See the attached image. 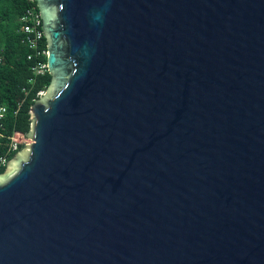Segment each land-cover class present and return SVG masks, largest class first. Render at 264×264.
I'll return each mask as SVG.
<instances>
[{
    "label": "water",
    "instance_id": "95a60500",
    "mask_svg": "<svg viewBox=\"0 0 264 264\" xmlns=\"http://www.w3.org/2000/svg\"><path fill=\"white\" fill-rule=\"evenodd\" d=\"M32 1L0 264H264V0Z\"/></svg>",
    "mask_w": 264,
    "mask_h": 264
},
{
    "label": "trees",
    "instance_id": "16d2710c",
    "mask_svg": "<svg viewBox=\"0 0 264 264\" xmlns=\"http://www.w3.org/2000/svg\"><path fill=\"white\" fill-rule=\"evenodd\" d=\"M26 0H0V104L6 107L0 118V173L7 162L23 147L13 149L11 137L19 132L26 135L31 128L30 107L45 91L51 76L46 71L36 74L32 67L37 58L28 59L29 48L19 32V17L26 7ZM46 47V40L43 38ZM46 61V56L40 58Z\"/></svg>",
    "mask_w": 264,
    "mask_h": 264
},
{
    "label": "built area",
    "instance_id": "2783aa9c",
    "mask_svg": "<svg viewBox=\"0 0 264 264\" xmlns=\"http://www.w3.org/2000/svg\"><path fill=\"white\" fill-rule=\"evenodd\" d=\"M27 5L24 8L22 14L19 17V32L23 36V42L30 50V54L27 56L28 59L36 57L38 60L32 67L36 74H43L47 71L46 64L40 60L46 56V47L43 44V33L37 28V21L40 19V12L35 7V3L32 0H26ZM40 91L38 94H42ZM6 107L0 104V118L5 114ZM14 135H23L22 133L16 132ZM14 137H11L12 148L15 149L17 146Z\"/></svg>",
    "mask_w": 264,
    "mask_h": 264
},
{
    "label": "rangeland",
    "instance_id": "374dc122",
    "mask_svg": "<svg viewBox=\"0 0 264 264\" xmlns=\"http://www.w3.org/2000/svg\"><path fill=\"white\" fill-rule=\"evenodd\" d=\"M25 135H13L15 142L17 143H21V139L24 137Z\"/></svg>",
    "mask_w": 264,
    "mask_h": 264
}]
</instances>
